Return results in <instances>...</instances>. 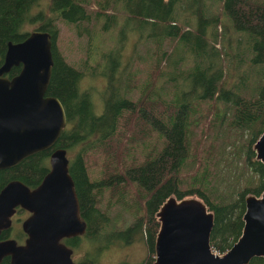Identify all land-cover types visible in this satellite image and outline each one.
Masks as SVG:
<instances>
[{
    "label": "trees",
    "instance_id": "obj_1",
    "mask_svg": "<svg viewBox=\"0 0 264 264\" xmlns=\"http://www.w3.org/2000/svg\"><path fill=\"white\" fill-rule=\"evenodd\" d=\"M89 1L47 0V12L41 7L33 13L38 0H0V64L7 41L22 40L29 32L23 29L24 24L38 21L37 28L52 34L53 64L47 94L56 95L66 113V125L55 146L75 150L68 170L78 196L80 216L86 222L82 236L92 242L84 249L79 264H94L93 254L103 248L104 240L113 243L127 236L133 241L144 240L149 254H154L159 227L155 213L171 194L200 196L214 214L211 245L219 252L227 250L242 231L244 196L249 192L259 194L264 188V164L255 159L252 148L264 130V0H213L222 2L221 8L217 3V11L210 9L211 0H95L98 6L88 11ZM120 13L126 18L125 25L136 26L138 33L149 27L147 34L137 33L140 41L152 40L157 57L145 77L123 63L122 47L128 32L113 42L114 33L110 30L115 26L117 31L121 26ZM58 19L73 24L78 34L87 35L84 71L67 63L57 51ZM93 19L95 22L90 25ZM219 25L221 32L217 31ZM233 31L239 33L236 39ZM220 40L221 46L216 43ZM172 42V48L182 51L173 65L170 50L166 56L164 49L165 44ZM165 56L168 68L163 73L173 82L172 94L156 81L162 75L160 62ZM20 67L21 64L12 66L6 75L16 74ZM245 71L248 74L245 79V75L242 77L246 83L240 82ZM85 76L105 79L98 92L102 100L99 110L93 100L94 88L81 86L80 80ZM135 91L137 96H131ZM163 94L170 96L165 98ZM216 99L229 104V126L250 134L243 167L252 172L251 179L234 200L227 202L221 195L212 199L211 191L199 187H179L181 167L190 156L197 159L200 144V140H192L191 126L202 119L207 127L212 118L222 121L225 117V110L216 112L208 107L196 115L201 101ZM129 121L141 130L155 131L162 138L160 146L142 160L132 157L130 161L122 160L113 170L105 172L102 168L100 178L92 179L88 163L97 160L92 153L104 150L122 126L128 130ZM51 148L1 169L0 187L11 178L35 187L50 168ZM205 152L212 153L206 148ZM199 168L203 169L202 182L214 186V166L205 161L194 167L195 172ZM130 185L135 187L134 196H130L135 209L128 208ZM106 192L109 196L102 209L100 203ZM115 204L130 210L133 219L124 228L113 226L109 210ZM66 241L75 250L81 248L79 238L69 237ZM152 260L153 255H148L143 264H153ZM0 264H9L7 258ZM247 264L264 261L255 256Z\"/></svg>",
    "mask_w": 264,
    "mask_h": 264
},
{
    "label": "water",
    "instance_id": "obj_2",
    "mask_svg": "<svg viewBox=\"0 0 264 264\" xmlns=\"http://www.w3.org/2000/svg\"><path fill=\"white\" fill-rule=\"evenodd\" d=\"M53 38L48 30L34 29L19 41H7L0 64V169L49 149L50 168L38 185L30 188L19 179L0 189V230L10 225L15 207L30 211L22 227L24 244L0 241V260L11 264H75L72 248L62 237L83 234L86 222L79 213L74 181L64 147L55 146L66 125L61 100L47 94L53 64ZM19 71L6 75L14 65ZM255 159L264 164V130L252 144ZM241 234L225 251L210 242L214 214L198 195L168 196L155 215L159 227L154 240L153 264H247L264 261V188L244 196Z\"/></svg>",
    "mask_w": 264,
    "mask_h": 264
},
{
    "label": "rangeland",
    "instance_id": "obj_3",
    "mask_svg": "<svg viewBox=\"0 0 264 264\" xmlns=\"http://www.w3.org/2000/svg\"><path fill=\"white\" fill-rule=\"evenodd\" d=\"M206 1V0H205ZM217 3L221 8L222 2H214L211 0L210 9L217 11ZM37 6L34 8L33 13L40 10L42 7L45 12H47V0H38ZM98 4L95 0L89 1L88 11L96 8ZM119 7H117V10ZM32 14V12H31ZM223 17V16H222ZM123 18V14L120 13V20ZM125 17L121 21V26L117 31H115V26L110 33H114L113 42L121 40L123 36L127 33V38L122 47V60L126 64V67L130 66L131 70H135L141 77L147 75L149 67L157 62V57L153 51V43L150 38L143 40H138V34H147L149 27L142 29L141 33H138L136 26L128 23L125 25ZM95 22L93 19L91 21L92 25ZM39 25L38 21L32 23H26L23 26L25 31H32L36 29ZM56 25L58 27L57 34L55 37V46L59 54L65 59V61L75 67L81 68L84 71V60L86 58V46H87V35L85 32L78 34L76 28L73 24H68L62 20H56ZM130 25L131 28L128 26ZM218 32L222 31L221 25L217 28ZM138 33V34H137ZM113 35V34H112ZM239 33L233 31V38H237ZM106 34H104V39H106ZM221 36H219L220 38ZM222 38V37H221ZM112 43L111 36L108 37L107 43ZM217 45L221 46L223 40L216 42ZM174 43L165 44V54L167 56L169 52L170 63L173 65L174 61L177 60L181 55L182 51L180 48H172ZM172 48V49H171ZM166 56L160 62V68L162 70V75L156 80L158 84H163L165 90H170L172 94L173 82L167 79L164 75L163 70H167ZM251 70V68H250ZM248 71L242 72L241 81L245 82ZM244 76V79L242 77ZM98 76V75H96ZM235 77V76H234ZM85 76L81 79V86L85 88H94L93 100L98 110L102 107V100L98 92L102 91V87L105 85V79L101 77L91 78ZM233 78L230 76L229 80ZM93 83V85H89ZM156 83V82H155ZM246 83V82H245ZM96 88V89H95ZM137 91L131 96L136 97ZM170 94H163V97L169 98ZM227 103L222 100H203L199 104V111L196 115L205 112L204 108H214L216 112H222L225 110V117L222 121H214L213 118L211 123L206 127L205 121L200 119L196 125L191 126L192 140H200V144L197 148V159L190 156L181 167L180 172V184L181 189H187L191 187H199L200 189L210 192V197L214 200L221 198L225 202L234 200L239 192L244 188L245 185L249 183L251 179L252 172L246 170L243 167L245 152L247 150L248 141L250 139L249 132H242L236 130L229 126V115L230 109ZM214 110V111H215ZM215 113V112H213ZM129 129L126 130L121 127V131L113 138V140L108 144L104 150L94 151L92 154L97 156V160L90 161L89 173L92 179H99L102 173V168L105 172L108 170H113L115 165L120 164L122 160L130 161L132 157L137 160H142L145 156L151 155L154 149L160 146L162 138L155 132L149 130H141L137 125H132L131 121L128 123ZM123 128V129H122ZM134 135L132 141L129 138ZM212 151V153L205 152ZM75 153V150L67 151L68 158H71ZM213 154V155H212ZM204 156H207L203 159ZM205 161L209 162L214 166L216 171L213 178L212 185H205L202 182L203 169H198L195 172L194 167H197L201 163L204 164ZM248 169V168H247ZM254 185V184H253ZM135 187L130 185L129 197L127 202L129 203L128 208L135 209V205L132 202L130 196H134ZM219 194V195H217ZM194 195H197L196 193ZM108 192L104 194L101 199L100 206L102 209L106 208V201L108 200ZM131 203V204H130ZM109 214L113 219V226L116 228H124L128 222L133 218L130 215V210H126L122 204H115L109 210ZM81 248L73 252V259L79 261L84 249L90 247L92 242H88L85 239H81ZM90 243V244H89ZM104 246L100 250H96L93 254L94 264H126L122 259L125 257L130 264H138L144 260V258L149 254L147 252L146 243L144 240L135 239L132 242L127 243L123 239H119L113 243H108L106 240L103 242ZM120 262V263H119Z\"/></svg>",
    "mask_w": 264,
    "mask_h": 264
},
{
    "label": "flooded vegetation",
    "instance_id": "obj_4",
    "mask_svg": "<svg viewBox=\"0 0 264 264\" xmlns=\"http://www.w3.org/2000/svg\"><path fill=\"white\" fill-rule=\"evenodd\" d=\"M7 44V43H6ZM23 160V159H22ZM21 161V160H20ZM19 161V162H20ZM17 164V163H16ZM15 164V165H16ZM13 165V166H15ZM13 166H10V167H13ZM10 167H7V168H10ZM2 169H5V168H2ZM1 170V169H0ZM11 179H17V178H11ZM9 179V180H11ZM5 181L2 186L0 187V189L9 181ZM24 183V182H23ZM39 184V183H38ZM37 184V185H38ZM27 185V184H26ZM29 186V185H28ZM30 187V186H29ZM34 187V186H33ZM33 187H30V188H33ZM30 214V211H28L26 208H23L21 207L20 205H17L15 207V211L14 213L12 214L11 216V222H10V225L5 227V228H2L0 230V241H3V240H7V239H14L16 241L17 244H24L25 243V240L27 238V233L23 230V227H22V222L23 220ZM81 217V216H80ZM82 219V217H81ZM84 220V219H82ZM69 237H76V238H79L80 239V244L82 243L81 239H84V237L82 236V234H76V235H70V236H65V237H62L61 238V241L63 243H65L67 246L71 247L73 252H74V247L72 244L68 243L66 240L69 238ZM125 242H130L132 241V239L127 236L125 238H123ZM147 248V246H146ZM73 252H72V255H73ZM148 252V250H147ZM154 257V255H153ZM4 258H7V261L9 264H11V256L8 254V255H5L1 258L0 260V263L1 261L4 259ZM73 258V257H72ZM146 258V257H145ZM74 260V259H73ZM75 261V260H74ZM122 261H124L126 264H130V262L127 261V259L124 257L122 259ZM153 262V260H152ZM120 263V262H119ZM144 263V260L138 264H143ZM75 264H79L78 261H75Z\"/></svg>",
    "mask_w": 264,
    "mask_h": 264
}]
</instances>
